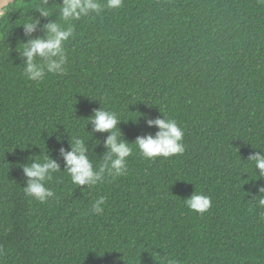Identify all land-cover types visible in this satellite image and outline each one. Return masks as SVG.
Wrapping results in <instances>:
<instances>
[{
  "label": "trees",
  "instance_id": "obj_1",
  "mask_svg": "<svg viewBox=\"0 0 264 264\" xmlns=\"http://www.w3.org/2000/svg\"><path fill=\"white\" fill-rule=\"evenodd\" d=\"M59 2L48 0V19L63 23ZM37 3L15 0L0 16V264H264V207L253 196L264 179L246 161L264 149V5L123 0L74 21L65 74L37 82L16 50ZM100 106L122 119L128 142L157 130L143 114L174 118L185 152L148 159L133 143L125 175L73 184L58 149L73 136L103 141L108 133L91 137L86 124ZM104 151L89 150L94 167ZM47 153L61 171L41 203L25 195L20 165ZM193 190L211 197L203 214L183 202ZM101 196L103 213H91Z\"/></svg>",
  "mask_w": 264,
  "mask_h": 264
},
{
  "label": "clouds",
  "instance_id": "obj_2",
  "mask_svg": "<svg viewBox=\"0 0 264 264\" xmlns=\"http://www.w3.org/2000/svg\"><path fill=\"white\" fill-rule=\"evenodd\" d=\"M258 3L264 5V0H258ZM13 4L14 0H7V2L0 0V16H7L8 12L13 10ZM56 4L59 6L58 14L63 23H58L56 19H48L52 16L48 0H39V3L30 7L39 12V17L26 15L28 18L18 24L22 25L23 38L19 42V48L16 46V50L20 65L23 66V74L29 80L42 81L46 73L65 74L67 64L65 44L69 38L73 37V22L92 14L99 15L105 9H119L123 5V0H60ZM40 18H44L46 22L41 24ZM38 28L42 34L33 35ZM143 115L145 124L157 130L154 134L138 135L133 142H128L118 127L122 119L116 112L101 106L94 109L86 122L91 124V131L88 132L91 133V137L96 132L108 133L103 141L96 139L90 147L86 144V140L73 136L71 142L68 141L70 150H66L63 146L58 149V157L63 161L62 170L67 172L71 182L77 186L90 188L102 183L106 176L125 175L127 158L132 155L133 143L140 154L148 159L168 158L185 152L184 131L174 118L167 117L163 113L162 117ZM136 119L132 120L135 122ZM60 139L61 137L57 136L58 142ZM100 144L105 151L100 158L102 162L98 167H94L88 153L89 150L93 152V148ZM246 161L252 162L256 172L255 179H264V149L250 153ZM20 167L25 177L22 188L26 196L41 203L55 196L46 184L52 181L54 173L61 171V165L57 159L47 153L42 159H30L29 163L22 164ZM256 190L258 194L253 196L259 197L256 201L257 206L264 207V184L256 185ZM183 202L190 210L201 214L211 207V197L194 190L183 199ZM104 204L105 197L101 196L92 203L91 213L102 214ZM166 264H177V262L167 260Z\"/></svg>",
  "mask_w": 264,
  "mask_h": 264
},
{
  "label": "water",
  "instance_id": "obj_3",
  "mask_svg": "<svg viewBox=\"0 0 264 264\" xmlns=\"http://www.w3.org/2000/svg\"><path fill=\"white\" fill-rule=\"evenodd\" d=\"M15 1V0H14ZM5 2H7V0H5Z\"/></svg>",
  "mask_w": 264,
  "mask_h": 264
}]
</instances>
